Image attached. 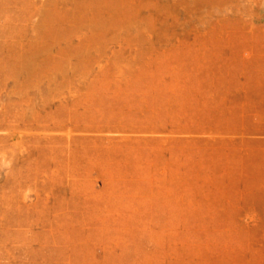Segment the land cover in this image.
Returning a JSON list of instances; mask_svg holds the SVG:
<instances>
[{
	"label": "rangeland",
	"instance_id": "374dc122",
	"mask_svg": "<svg viewBox=\"0 0 264 264\" xmlns=\"http://www.w3.org/2000/svg\"><path fill=\"white\" fill-rule=\"evenodd\" d=\"M154 263L264 264V0H0V264Z\"/></svg>",
	"mask_w": 264,
	"mask_h": 264
},
{
	"label": "bare ground",
	"instance_id": "6f19581e",
	"mask_svg": "<svg viewBox=\"0 0 264 264\" xmlns=\"http://www.w3.org/2000/svg\"><path fill=\"white\" fill-rule=\"evenodd\" d=\"M68 3V2H67ZM39 29V28H38ZM206 59V58H205ZM202 61V60H201ZM262 61V60H261ZM249 67V66H248ZM34 68V67H33ZM175 88V87H174ZM99 100V99H98ZM204 103V102H203ZM165 104V103H164ZM183 104H184V102H183ZM97 105H98V103H97ZM96 105V106H97ZM150 105V104H149ZM176 105H177V102H176ZM181 105V104H180ZM151 106V105H150ZM174 106H175V103H174ZM181 107H182V105H181ZM121 110V109H120ZM172 110V109H171ZM134 133V132H133ZM122 140V139H121ZM125 141V140H124ZM124 141H123V143H124ZM105 142H108V141H105ZM136 142V141H135ZM135 142H134V144H135ZM94 143V142H93ZM133 143V142H132ZM261 143V142H260ZM107 145V144H106ZM124 145V144H123ZM149 145V144H148ZM95 146V145H94ZM223 147V146H222ZM82 148V147H81ZM219 148V147H218ZM109 150V149H108ZM109 152V151H108ZM127 154V153H126ZM69 155V154H68ZM88 155V154H87ZM68 158V157H67ZM82 158V157H81ZM86 158V157H85ZM109 158V157H108ZM84 159V158H83ZM231 159V158H230ZM82 160V159H81ZM88 160V159H87ZM94 160V159H93ZM120 160H122V159H120ZM222 160V159H221ZM224 160V159H223ZM90 161V160H89ZM88 161V163H90ZM168 161V160H167ZM82 162V161H81ZM135 162V161H134ZM203 162H204V160H203ZM202 162V163H203ZM224 162V161H223ZM240 162V161H239ZM86 163V162H85ZM133 163V162H132ZM145 163V162H144ZM232 163V162H231ZM243 163V162H242ZM131 164V163H130ZM139 164V163H138ZM207 164V163H206ZM245 164V163H244ZM247 164V163H246ZM211 165V164H210ZM225 165H226V163H225ZM123 166V165H122ZM135 166H137V165H135ZM165 166H166V164H165ZM77 167V166H76ZM112 167V166H111ZM129 167V166H128ZM150 167V166H149ZM163 167V166H162ZM90 168V167H89ZM98 168H100V167H98ZM115 168V167H114ZM133 168V167H132ZM135 168V167H134ZM148 168V167H147ZM233 168V167H232ZM113 169V168H112ZM116 169V168H115ZM157 169V168H156ZM165 169V168H164ZM114 170V169H113ZM123 170V169H122ZM168 170V169H167ZM118 171V170H117ZM133 172H134V170H132ZM136 171V170H135ZM161 171V170H160ZM231 171V170H230ZM113 172V171H112ZM131 172V171H130ZM158 172V171H157ZM117 173V172H116ZM163 173V172H162ZM73 174V173H72ZM174 175V174H173ZM174 176H176V175H174ZM188 179V178H187ZM162 180H164V179H162ZM178 181V180H177ZM74 186V185H73ZM157 187V186H156ZM160 189H163V187L162 188H160ZM170 190V189H169ZM168 191V190H167ZM173 191V190H172ZM157 192V191H156ZM169 192V191H168ZM174 192V194H175V191H173ZM164 193V192H163ZM166 193V192H165ZM154 196V195H153ZM156 196V195H155ZM180 196V195H179ZM172 197V196H171ZM167 198V197H166ZM173 198V197H172ZM170 199V198H169ZM153 201V200H152ZM171 201V200H170ZM21 202V201H20ZM151 202V201H150ZM173 204V203H172ZM150 204H148V206H149ZM155 205H156V203H155ZM154 205V206H155ZM162 205V204H161ZM157 206V205H156ZM152 207V206H151ZM158 207V206H157ZM161 207H163V206H161ZM166 207V206H165ZM172 207V206H171ZM177 207V206H176ZM158 209V208H157ZM175 209V208H174ZM173 211V210H172ZM150 214V213H149ZM165 217V216H164ZM160 218V217H159ZM11 223H13V225H16L17 227L18 226H21L22 224H23V222H20V221H14V222H11ZM141 223H143V222H141ZM25 224V223H24ZM45 224V223H44ZM126 224V223H125ZM166 224V223H165ZM175 223H173V225H174ZM26 226H27V224H25ZM48 225H49V223H48ZM104 225V224H103ZM146 225H147V223H146ZM33 226V225H32ZM31 226V227H32ZM53 226V225H52ZM58 226V225H57ZM175 226V225H174ZM48 227V226H47ZM105 227V226H104ZM147 227V226H146ZM173 227V226H172ZM182 227V226H181ZM187 227H188V225H187ZM52 228V227H51ZM108 227H106V229H107ZM7 229V228H6ZM28 229V228H27ZM33 229V228H32ZM89 229V228H88ZM92 229V228H91ZM100 230H101V228H99ZM98 229V230H99ZM105 229V230H106ZM109 229V228H108ZM125 229H128V228H125ZM124 229V230H125ZM146 229V228H145ZM150 229H152V228H150ZM157 229V228H156ZM9 230V229H8ZM14 230V229H13ZM31 230V229H30ZM94 230H95V228H94ZM103 230V229H102ZM112 230V229H111ZM122 230V229H121ZM123 230V231H124ZM147 230V229H146ZM168 230V229H167ZM178 230V229H177ZM18 231V230H17ZM32 231V230H31ZM50 231V230H49ZM108 231V230H107ZM127 231V230H126ZM42 232V231H41ZM109 232H110V230H109ZM112 232V231H111ZM110 232V233H111ZM121 232V231H120ZM128 232V231H127ZM17 233V232H16ZM26 233V232H25ZM91 233H92V230H91ZM122 233V232H121ZM121 233H119V236H120V234ZM173 233V232H172ZM175 233V232H174ZM174 233H173V236H174ZM186 233V232H185ZM22 234V233H21ZM96 234V233H95ZM100 234V233H99ZM123 234V233H122ZM147 234H149V233H147ZM153 234H154V232H153ZM152 234V235H153ZM176 234V233H175ZM112 235H114L113 233H112ZM117 235V234H116ZM156 235H157V233H156ZM155 235V236H156ZM148 236V235H147ZM176 236V235H175ZM151 237V236H150ZM161 237H162V235H161ZM166 237V236H165ZM13 238V237H12ZM141 238H143V237H141ZM157 238V237H156ZM177 238V237H176ZM182 238H184V237H182ZM191 239V238H190ZM13 240V239H12ZM19 240V239H18ZM152 240V239H151ZM158 240V239H157ZM188 240V239H187ZM160 241H161V239H160ZM164 241V240H163ZM176 241H177V239H176ZM185 241V240H184ZM190 241H192V240H190ZM195 241V240H194ZM141 242V241H140ZM152 242V241H151ZM155 242V241H154ZM183 242V241H182ZM171 243V242H170ZM189 243V242H188ZM186 243H184L183 245H185ZM146 245V244H145ZM189 245V244H188ZM155 246H156V244H155ZM182 246V245H181ZM141 247V246H140ZM158 247V246H157ZM159 248V247H158ZM170 248V247H169ZM161 249V248H160ZM166 249V248H165ZM187 249L189 250V247H187ZM202 249V248H201ZM169 250V249H168ZM186 250V249H185ZM193 250V249H192ZM198 250V249H197ZM161 251V250H160ZM202 251V250H201ZM195 253V252H194ZM200 253V252H199ZM198 254V253H197ZM196 254V255H197ZM206 254V253H205ZM158 255V254H157ZM166 255V254H165ZM164 255V256H165ZM170 256V255H169ZM200 256V255H199ZM207 256V255H206ZM160 257V256H159ZM189 256H187V258H188ZM155 258V257H154ZM198 258V257H197ZM200 258V257H199ZM181 260V259H180ZM152 261V260H151ZM172 261V260H171ZM155 262V261H154ZM164 262V261H163ZM178 263V262H177ZM155 264V263H154Z\"/></svg>",
	"mask_w": 264,
	"mask_h": 264
}]
</instances>
